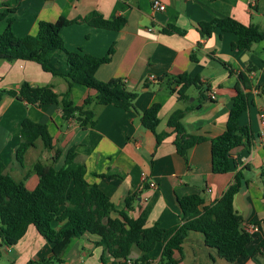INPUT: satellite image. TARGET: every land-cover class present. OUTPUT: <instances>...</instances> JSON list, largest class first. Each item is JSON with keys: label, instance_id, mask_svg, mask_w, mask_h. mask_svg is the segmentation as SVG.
<instances>
[{"label": "crops", "instance_id": "1", "mask_svg": "<svg viewBox=\"0 0 264 264\" xmlns=\"http://www.w3.org/2000/svg\"><path fill=\"white\" fill-rule=\"evenodd\" d=\"M158 1L165 5L164 11L154 9L151 0H0V12L12 10L0 20V33L7 18H12L11 29L16 36L34 35L39 20L74 19L91 11L107 19L125 17L126 23L120 30L78 21L63 26L60 35L68 50L93 56H104L113 46L110 61L98 67L95 77L101 81L121 78L136 93L134 108L130 110L113 104H91L95 122L86 129L75 118L64 120L56 104L31 105L9 95L2 96L0 172L33 189L38 182L32 170L34 163L39 161L58 169L68 149L74 146L76 160L85 165L86 180L97 184L117 210L127 211L132 218L143 214L145 226L158 223L168 228L182 221L177 198L197 194L205 204L215 202L241 171L245 182L235 194L233 206L241 215L245 230L249 224L254 225L249 231L252 240L247 245L248 255L226 261L206 245L202 233L190 231L181 252L175 251L174 257L177 264H264V251L257 250L258 243L264 240V141L259 135L264 93L257 87L264 82V40L254 43L249 50H238L231 46L236 39L233 33H222L216 28L210 36L201 37L197 30L200 21L227 16L264 30V0L257 1L256 9L251 8L250 0ZM169 27L170 32L163 31ZM48 65L55 74L44 71L34 61L0 60V88L15 89L27 81L34 86L52 85L56 93H64L67 81L59 74L66 73L68 66L57 53ZM249 65L257 68L249 73L254 87L249 107L241 114L239 123L249 126L254 138L231 150L233 164L228 172L213 173L210 139L225 130L237 73ZM183 72L199 77L202 83L200 89H187L188 102L179 101L165 79L156 80L165 74ZM206 85L208 92L204 91ZM210 92L215 94L214 99H210ZM94 94V89L84 85L74 83L70 87L74 105H81L86 96ZM154 102L161 104L156 131L168 133L158 145L155 134L140 122L143 111ZM188 103L193 108L182 118L185 130L190 136L206 140L190 148L185 160L176 152L175 133L166 122L174 110ZM24 118L48 125L52 147L45 148L37 139L18 162L15 149L21 141L20 124ZM149 181L155 186L150 187ZM126 197L132 198L130 209L125 207ZM116 216L112 213V217ZM97 240L88 233L73 238L64 251L63 264H102V247L94 244ZM0 249L9 251V264H28L52 253L51 243L33 225L15 245L4 247L0 243ZM70 253L72 256L68 257ZM150 255L154 257L151 264H158L160 246Z\"/></svg>", "mask_w": 264, "mask_h": 264}, {"label": "trees", "instance_id": "2", "mask_svg": "<svg viewBox=\"0 0 264 264\" xmlns=\"http://www.w3.org/2000/svg\"><path fill=\"white\" fill-rule=\"evenodd\" d=\"M214 1V0H211ZM258 0H250L252 9H256ZM12 10L0 12V20ZM84 21L91 26L110 30H120L126 18L117 16L104 18L97 11H91L84 17L68 19L59 17L56 21H38L37 32L16 36L12 32V18H7V25L0 33V60H27L38 63L44 71L54 73L48 63L57 53L68 66V71L59 74L67 81V90L58 94L52 85L34 86L23 81L15 89L0 88L2 96L9 95L31 105L56 104L62 118H75L79 125L86 129L95 122L91 104H113L124 110L134 108L136 93L130 91L121 78L107 81L98 80L95 72L98 67L111 59L114 51L110 46L104 56L98 57L80 51L68 50L60 30L63 26ZM230 32L235 35L232 48L249 50L254 43L264 40V30L254 24H243L232 17H215L209 21H200L197 30L201 37H208L213 30ZM172 28H164L170 32ZM178 31L177 29H175ZM194 60V55L191 54ZM224 66H228L223 62ZM257 68L247 66L237 73L232 105L228 112L225 130L210 139L211 170L221 174L228 172L233 164L230 152L242 144H249L254 135L247 125H240L239 118L250 104V94L254 85L249 73ZM231 72V71H230ZM55 74V73H54ZM165 79L179 101L188 102L186 91L189 87L202 88L197 76L183 72L177 75L165 74L156 80ZM84 85L95 90L93 96H86L81 105H74L70 98V87L74 84ZM264 93V82L257 86ZM206 85L204 91L208 92ZM203 93V92H201ZM161 104L154 102L143 111L141 125L152 131L158 145L168 135L157 132L160 119L158 113ZM193 108L188 103L184 108L174 110L167 119V126L175 133L173 140L176 152L186 160L187 152L206 138L187 134L182 118ZM20 143L15 149V157L21 162L25 152L40 139L45 148L52 147V136L48 125L24 118L20 124ZM75 147L68 149L63 165L56 169L37 161L33 172L38 182L33 189H28L24 182L14 179L8 173L0 172V243L4 247L15 245L33 225L37 232L51 243V256L30 261L28 264H63V254L73 238H80L88 233L98 237L95 246L102 247L100 262L102 264H151L154 257L150 254L159 245L158 264H177L174 252H181L182 243L190 231L204 235L207 246L214 248L217 254L226 261L232 262L238 257L248 255L247 245L252 238L242 226L243 219L233 206L235 194L245 182L241 171L234 176L232 183L221 197L212 203L205 204L197 194L177 198L181 223L173 227H161L158 223L145 226L143 214L132 218L127 211L117 210L108 196L95 183L85 178V165L76 160ZM131 197L125 198V207L131 208ZM112 213H117L112 217ZM263 249L264 240L257 245ZM137 256H134V255Z\"/></svg>", "mask_w": 264, "mask_h": 264}, {"label": "built area", "instance_id": "3", "mask_svg": "<svg viewBox=\"0 0 264 264\" xmlns=\"http://www.w3.org/2000/svg\"><path fill=\"white\" fill-rule=\"evenodd\" d=\"M151 4H152V7L156 10H159V11H164L165 10V5L162 4L161 2H159L158 0H151ZM148 30H151V28H148ZM150 79H154V76H151ZM209 97L210 99H214L215 98V94L213 92H210L209 93ZM261 124H262V128L259 132V135L262 137L263 141H264V114L261 115ZM145 175L142 174V180L145 181ZM148 185L150 187H154L155 186V183L153 181H149L148 182ZM254 228V225L252 224H249L248 227L246 228V231H251L252 229Z\"/></svg>", "mask_w": 264, "mask_h": 264}, {"label": "rangeland", "instance_id": "4", "mask_svg": "<svg viewBox=\"0 0 264 264\" xmlns=\"http://www.w3.org/2000/svg\"><path fill=\"white\" fill-rule=\"evenodd\" d=\"M71 256H72V253H70L68 257H71ZM9 259H10L9 251L5 249H0V264H9L8 262Z\"/></svg>", "mask_w": 264, "mask_h": 264}, {"label": "water", "instance_id": "5", "mask_svg": "<svg viewBox=\"0 0 264 264\" xmlns=\"http://www.w3.org/2000/svg\"><path fill=\"white\" fill-rule=\"evenodd\" d=\"M134 256H137L136 254Z\"/></svg>", "mask_w": 264, "mask_h": 264}]
</instances>
